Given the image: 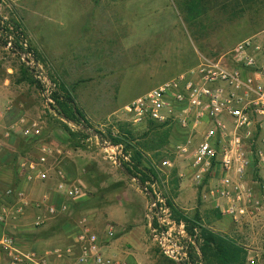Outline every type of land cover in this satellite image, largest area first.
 <instances>
[{
  "label": "rangeland",
  "instance_id": "rangeland-1",
  "mask_svg": "<svg viewBox=\"0 0 264 264\" xmlns=\"http://www.w3.org/2000/svg\"><path fill=\"white\" fill-rule=\"evenodd\" d=\"M12 1H1L0 14L5 20L24 25L28 41L51 77L77 84V103L94 131L116 134L118 125L127 123L136 143L149 137L158 139L157 144L159 138L162 141L159 147L144 151V164L154 169L158 182L140 189L136 179L124 174L123 151L116 155L120 164L109 158L104 148V142L110 143L108 138L100 139L92 133L79 147L73 146L62 128L63 120L46 108L36 86L25 79L18 55L0 44V191L11 185L21 190L29 202L19 222L9 225L22 248L38 253L65 248L82 227L104 240L105 230L112 228L113 240L126 237L124 250L134 258L133 264H159L163 254L149 227L150 205L158 198L170 209L172 219L184 224L185 234L194 239L192 250L198 252V257L199 227L231 236L251 233L264 238L261 217L234 225L201 198L191 173L180 175L188 159L174 152L175 144L182 140L177 128L167 127V134V129H161L160 134L142 139L148 125H131L123 111L141 94L195 67L200 57H228L238 42L261 37L264 0H57V15L49 10L47 15L36 14L37 37L43 43L65 48L62 54L54 55L35 44L30 10L40 0H19V5ZM69 6L81 7L86 13L87 33L79 40L74 37L79 30L66 21L63 9ZM189 6L198 13L190 12ZM15 12L22 14L23 22ZM94 33L97 39H93ZM262 79L264 83V75ZM8 104L11 111H6ZM21 118L24 123L37 122L40 135L22 136L20 129L26 124ZM10 128L13 132L6 136ZM43 147L50 150L45 167L49 178L29 180L23 164L37 162ZM165 161L171 166L164 165ZM61 181L81 184L80 198L58 196L56 186ZM147 188L153 192L148 193ZM44 198L53 206L64 202L67 211L47 216L42 204L36 206ZM37 217L41 218L39 224L35 223ZM184 218L196 221L195 226L191 229L192 223ZM242 243L255 246L250 241ZM250 256L256 259L254 254ZM74 259L76 256H52L50 264H69Z\"/></svg>",
  "mask_w": 264,
  "mask_h": 264
},
{
  "label": "built area",
  "instance_id": "built-area-1",
  "mask_svg": "<svg viewBox=\"0 0 264 264\" xmlns=\"http://www.w3.org/2000/svg\"><path fill=\"white\" fill-rule=\"evenodd\" d=\"M5 41V47L14 51L29 70L44 105L51 109L53 95L58 90L57 82L34 51L29 50L26 39L19 42L21 50L14 46L12 36L6 37ZM229 54L217 59L200 57L195 67L141 94L128 102L123 111L133 126L152 123L174 127L181 132L182 140L175 144L174 152L187 158L188 162L180 175L191 173L201 198L237 226L244 220L264 215V32L261 37L238 42ZM11 108L8 104L6 111ZM20 121L24 123L25 119ZM24 124L20 129L22 136L40 135L37 122ZM12 132L13 128H10L5 135ZM104 148L109 152V158L120 164L116 155L122 146L104 142ZM49 153L50 150L43 147L37 162L23 164L29 171V180L46 181L49 178L45 168ZM128 158L121 155L124 161ZM163 164L171 166L168 161ZM56 193L65 199L76 200L83 189L79 183L61 181L56 186ZM28 204L21 190L8 188L0 192L3 264H50L52 256H76L79 264H118L101 251L102 244L115 235L112 228L105 230L104 240L82 227L72 244L65 248L44 253L22 248L9 225L24 215ZM40 204L49 217L66 212L68 208L64 202L53 206L45 198L36 206L40 207ZM150 211V234L163 256L175 264H193L189 253L194 249V239L185 234L184 224L172 219L163 199L152 202ZM40 222L41 218L37 217L35 223Z\"/></svg>",
  "mask_w": 264,
  "mask_h": 264
},
{
  "label": "trees",
  "instance_id": "trees-1",
  "mask_svg": "<svg viewBox=\"0 0 264 264\" xmlns=\"http://www.w3.org/2000/svg\"><path fill=\"white\" fill-rule=\"evenodd\" d=\"M195 10L196 9H193L189 6L190 12L194 11V13H198L197 10ZM8 36H12L13 44L18 50H21V47L19 46V42L21 40L26 39L28 41L26 30L21 24L15 21L5 20L0 15V44L5 46V38ZM28 46L29 50H33L36 58L39 59L38 53L33 49L29 41ZM22 66L24 68L23 73L25 76H27L25 79L34 84L38 89V85L32 78L29 70L23 63ZM53 80L57 82L58 90L53 95L54 105L51 106V109L63 120L62 128L74 147H79L80 142L92 133L97 135L100 139L108 138L112 145L123 146V156H129L128 161L121 159V166L123 167L124 174L131 179H136L140 189H145L147 183L158 182V177L154 169L144 164V151L153 150L154 148L159 147L162 141L159 138V143L157 144L156 142H158V139L147 137L152 134H155V136L160 134L159 131L161 129H167V134L170 131V128L149 123L147 132L142 135V139L147 138L146 140L142 141L143 143H136V139L132 131L128 128L127 123L118 125L116 134H113L110 130L107 131L106 134H103L100 131H94L86 119L83 111L77 104L74 94L77 84L75 83L69 85L62 81L58 82L55 78H53ZM68 124L75 125L78 129L73 130ZM8 188L15 189L14 187H11V185L5 186V190ZM147 192H152V190L147 188ZM168 204L171 206L170 203ZM184 219L186 222L192 223L190 224L191 229L193 226H195L196 221L187 220L186 218ZM198 231L199 241L201 240V242L198 243L200 257L197 256L195 251L190 250L189 256L191 263L247 264L246 249L242 245H239L231 237L212 229L199 227ZM161 258L162 259L159 261V264H175L173 261L163 257L162 255Z\"/></svg>",
  "mask_w": 264,
  "mask_h": 264
},
{
  "label": "crops",
  "instance_id": "crops-1",
  "mask_svg": "<svg viewBox=\"0 0 264 264\" xmlns=\"http://www.w3.org/2000/svg\"><path fill=\"white\" fill-rule=\"evenodd\" d=\"M12 2L16 5H19V0H13ZM56 3H58L57 0H40L39 3L37 5H35V7H33L30 10V13L32 14L30 24H31V27H32V30L34 33V38L36 41L35 44L37 43V45H40L42 47V49H44V51H47L48 54L50 53L52 55L62 54V52L65 51V48L62 45H52L49 42L43 43V40L40 37H37V31H39V30H38V21L36 19V14L41 15V16L47 15V13H48L47 10H49V11H53L52 14L57 15V13L59 11H57V9H56V8H58V6H56L57 5ZM63 10H65L64 12L66 13V21L68 22L69 26L75 28L76 30H79L74 37H77V39L79 40L80 38L85 36L87 33V30H85V27H84L85 26V17L84 16L86 14L84 12V9L81 7H78V6H74V7L69 6ZM16 13L20 16L19 18L22 21L23 20L22 14L19 12H15V15H16ZM19 24H21V23H19ZM21 25L26 30L24 25L23 24H21ZM94 37L95 38H93V39L98 38L96 33H94ZM259 222L261 224V229H260L262 231L261 235H264V215L259 219ZM227 235L229 237L234 238L238 243H240L246 249L247 256H248L247 260H251L250 263H248V264H264V257H263V254H264V238L263 237H255V236H252L251 233H246V234L240 233L236 236H231L229 234H227ZM125 239H126L125 236L117 237L114 240L111 239L113 241H111V243L109 245H103L101 251L105 254V256L112 257V259L115 260V262L118 264H133L134 258L131 256V254L128 251L124 250L125 249V246H124ZM243 241H250L252 243V245L254 244L255 246L252 247L251 245L250 246L246 245V244L242 243ZM40 243H42V242H40ZM250 254H254V257H256V259L252 260L253 257H251ZM70 261L71 262L69 264H79V261H77L76 259H74L73 261L72 260H70ZM81 264H83V263H81ZM85 264H94V263L88 262Z\"/></svg>",
  "mask_w": 264,
  "mask_h": 264
},
{
  "label": "water",
  "instance_id": "water-1",
  "mask_svg": "<svg viewBox=\"0 0 264 264\" xmlns=\"http://www.w3.org/2000/svg\"><path fill=\"white\" fill-rule=\"evenodd\" d=\"M149 193V192H148Z\"/></svg>",
  "mask_w": 264,
  "mask_h": 264
}]
</instances>
